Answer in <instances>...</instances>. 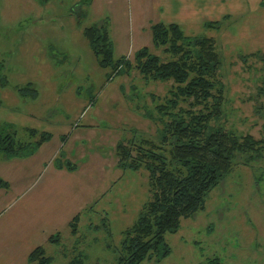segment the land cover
I'll use <instances>...</instances> for the list:
<instances>
[{"label":"rangeland","instance_id":"rangeland-1","mask_svg":"<svg viewBox=\"0 0 264 264\" xmlns=\"http://www.w3.org/2000/svg\"><path fill=\"white\" fill-rule=\"evenodd\" d=\"M157 23L215 40L225 96L218 124L264 139V0H0V76L8 82L0 84V129L24 143L39 139L30 129L51 136L28 156L0 152V264H36L29 256L38 246L53 264L79 255L84 264H117L124 232L151 196L149 173L119 168L116 148L134 137L159 141L155 107L174 82L102 68L85 29L106 25L116 60L132 62L148 47L168 61L153 43ZM26 87L36 93L22 97ZM248 156L236 157L204 211L167 235L172 254L146 264H264V154ZM56 234L61 243H50Z\"/></svg>","mask_w":264,"mask_h":264},{"label":"trees","instance_id":"trees-1","mask_svg":"<svg viewBox=\"0 0 264 264\" xmlns=\"http://www.w3.org/2000/svg\"><path fill=\"white\" fill-rule=\"evenodd\" d=\"M215 24L218 26V22ZM152 34L154 46L163 48L173 59L164 61L145 47L136 52L132 62L126 57L116 60L109 28L94 24L85 29L102 68L113 67L118 74L135 68L147 79L174 82L155 107L156 118L163 125L159 141L134 137L116 148L119 168L149 173L151 196L138 220L124 232L117 264L159 263L167 259L172 254L167 235L178 233L183 220L205 210L208 195L233 170L236 157L249 155V163L264 154V139L238 136L218 124L224 114L225 96L222 89L218 90L222 59L215 40H192L175 23H157ZM0 84L7 86L4 76H0ZM18 93L28 97L36 91L26 87L18 89ZM27 133L31 140L39 139L24 143L6 127L0 129V152L5 158L31 155L51 138L47 132L35 129ZM65 164L71 169L75 166L69 160ZM6 185L0 181L1 187ZM79 221L80 214L71 221L73 234L78 232ZM60 238L59 234L52 235L49 242L59 244ZM54 259L43 246L34 248L29 256V261L36 264H53ZM84 263L85 258L79 255L69 264ZM202 264L224 263L214 257Z\"/></svg>","mask_w":264,"mask_h":264}]
</instances>
